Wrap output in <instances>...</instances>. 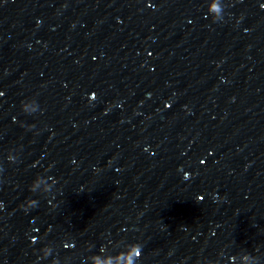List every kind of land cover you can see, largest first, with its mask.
I'll use <instances>...</instances> for the list:
<instances>
[{
  "label": "water",
  "instance_id": "1",
  "mask_svg": "<svg viewBox=\"0 0 264 264\" xmlns=\"http://www.w3.org/2000/svg\"><path fill=\"white\" fill-rule=\"evenodd\" d=\"M0 264H264V0H0Z\"/></svg>",
  "mask_w": 264,
  "mask_h": 264
}]
</instances>
